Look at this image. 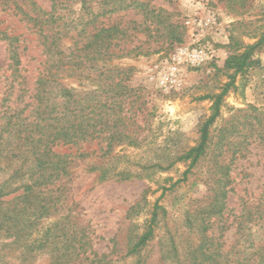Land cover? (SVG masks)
<instances>
[{
  "label": "rangeland",
  "instance_id": "1",
  "mask_svg": "<svg viewBox=\"0 0 264 264\" xmlns=\"http://www.w3.org/2000/svg\"><path fill=\"white\" fill-rule=\"evenodd\" d=\"M32 1L37 8L50 11L47 0ZM83 1L70 0L60 12L75 19ZM108 1L112 5L115 0ZM137 1L149 5L146 12L133 8L105 21L109 26L127 28L131 35L123 47L126 52L133 51L132 55L111 63L125 71L128 87L121 114L125 117L121 146L107 152L109 141L98 139L55 148L56 153L71 155L73 162L65 192L68 200L64 208L71 215L68 226L78 241L87 243L83 253L106 255L110 264H189V253L199 245L201 236L193 216L203 211L213 195L211 179L219 176L215 164L220 167L231 160L223 219L215 218L208 234L215 240L213 249L219 252L258 253L264 249V215H254L243 233H238V225L252 208L253 213L258 205L264 209V141L260 137L264 133V42L255 53L259 64L238 76L223 98L220 116L210 129L207 155L193 167L191 161L179 159L200 143L215 97L231 81L232 72L225 69L228 57L264 38V0ZM159 11L179 27L176 33L182 44L169 38L171 29L163 31L156 25ZM32 25L0 3V30L18 37L20 55L15 71L9 44L0 38V142L6 141L11 131L9 141L14 144L22 145L26 139L43 141V129L34 125L43 111L36 84L46 57ZM196 45L206 47L211 59L198 68L180 66L176 72L178 49ZM97 75L64 83L78 90H95L100 84L95 81ZM112 78V74L106 75V86ZM107 98L113 102L111 92ZM222 130L228 133L226 148L220 151L217 145ZM102 162L128 168L133 177L100 180L92 169ZM156 204L166 214L160 211L152 241L138 255L128 256L144 234ZM54 252L47 246L35 264H51Z\"/></svg>",
  "mask_w": 264,
  "mask_h": 264
},
{
  "label": "trees",
  "instance_id": "2",
  "mask_svg": "<svg viewBox=\"0 0 264 264\" xmlns=\"http://www.w3.org/2000/svg\"><path fill=\"white\" fill-rule=\"evenodd\" d=\"M47 1L51 4L50 11L37 8L32 0H0L3 6L14 9L33 24L46 57L43 74L36 84L38 100L43 104V111L38 115L41 124L34 125L37 130L43 129V141L33 139L28 142L26 139L22 145L14 144L9 141L11 131L9 138L0 142V264H35L47 246L56 251L52 253L51 264H110L112 261L106 255L83 253L87 243L83 239L78 241L76 232L68 226L71 215L64 208L68 200L65 192L72 176L73 162L71 155L56 153L55 148L60 145L78 146L98 139L109 141L107 152L121 146L125 137L124 131L120 130L125 119L121 114L128 87L125 86V71L111 63L132 55L133 51L126 52L123 47L131 35L127 28L109 26L105 21L133 8L146 12L149 5L139 4L137 0H115L112 5L108 0H85L78 16L71 19L60 12L70 0ZM162 13L159 11L156 15V25L163 31L171 29L169 38L182 44L181 35L176 33L179 27L169 23ZM0 38L8 42L10 59L17 71L20 65L18 37L0 30ZM66 41H70L71 45L67 47ZM263 42L264 38L246 47L242 53L228 57L225 69L232 72L231 81L215 97L213 114L201 129L200 143L179 161H191L190 167H193L207 155L210 129L220 116L222 100L235 85L238 76L246 75L259 64L255 53ZM90 74H98L95 81L100 84L95 90H78L64 83L66 79L83 78ZM109 74L113 75V81L108 87L105 78ZM108 92L112 93L111 103L107 98ZM111 123H114L112 127ZM227 133L222 130L217 145L220 151L226 148ZM260 137L264 141V133ZM244 138L248 136L244 135ZM231 162H225L220 167L219 163L215 164L219 168V176L211 179L215 185L213 195L203 211L193 216L201 236L199 245L189 253V264H264V249L252 255L240 251L224 253L222 249L219 252V249H213L215 240L208 234V226L213 220L223 219ZM158 166L164 168L162 164ZM92 170L98 172L99 179L104 181L133 177L128 168L119 165L113 168L103 162ZM255 208L254 213L252 208L241 216L238 233H243L245 224L251 222L254 215H264V209L259 205ZM160 211L166 214L156 204L144 234L128 256L138 255L152 241ZM58 245L60 249H57Z\"/></svg>",
  "mask_w": 264,
  "mask_h": 264
},
{
  "label": "built area",
  "instance_id": "3",
  "mask_svg": "<svg viewBox=\"0 0 264 264\" xmlns=\"http://www.w3.org/2000/svg\"><path fill=\"white\" fill-rule=\"evenodd\" d=\"M211 59L210 53L206 47L196 45L192 47H183L178 49L174 61L176 65L174 70L179 71V67L198 68Z\"/></svg>",
  "mask_w": 264,
  "mask_h": 264
}]
</instances>
